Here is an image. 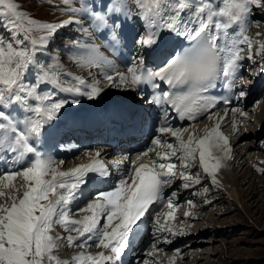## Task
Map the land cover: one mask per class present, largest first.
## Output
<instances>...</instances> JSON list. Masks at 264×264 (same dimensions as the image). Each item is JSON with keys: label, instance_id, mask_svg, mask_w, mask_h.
Returning a JSON list of instances; mask_svg holds the SVG:
<instances>
[{"label": "bare ground", "instance_id": "obj_1", "mask_svg": "<svg viewBox=\"0 0 264 264\" xmlns=\"http://www.w3.org/2000/svg\"><path fill=\"white\" fill-rule=\"evenodd\" d=\"M137 1L139 5L141 4L140 18L145 24L148 37L144 45L143 52L145 54H142L143 57L138 62H134L135 66L132 65L134 56L132 51L136 40L135 38L133 43L134 19L131 18V13L128 11L124 0H98V2L95 0H81V6L79 8L75 7L76 11L73 12L72 16L66 18L68 21L67 28L76 26L80 19L87 23V29L86 31L84 30L83 35H86L91 41H89V44H85L84 39H80L78 45L76 44L73 47L74 52L80 57H73L70 54L69 50L73 45L70 40H67L68 46L64 45L69 50L66 51L67 53L62 54L65 51L63 49L65 47L57 44V37L64 33V29L62 30L58 26L54 28L53 32L48 34V36H54V39L46 38L43 40L42 38L43 41L35 43L37 56L46 61V67L49 70L58 69V77L61 74L67 76L66 73L70 69L78 72L79 69H77L78 66L76 65L87 62L86 69L94 68L103 77H108V83L113 81V84L119 87H122L124 83L127 84L126 91L129 97L119 94L120 92L118 91L121 88L118 91H112L108 89L110 88L109 85L108 88L107 86L103 88L102 86L89 85L87 87V85L83 84L80 87L81 92L90 93L93 98H97L100 95L99 104H95L93 100H84L85 98L74 99L71 96L65 97L69 98L66 101L63 94H61V100H51L44 106L40 120L34 119L38 112L32 110L33 113H31L19 103L6 102L0 105V113L6 115L5 118H0V188H4V190H1L5 192L3 195L0 192V198L1 196H6L7 198L0 201V207L2 205V209L0 208V241L5 239L9 254L17 252L20 238L29 224L31 216L29 205L40 195L43 197V194L50 197L52 193H57L59 196L58 201H62L65 197L69 200L74 198L73 206L77 207L81 206L93 192L97 194L93 201H89L91 203H89L88 207L92 211L91 213L100 211V215L103 214L101 223L104 222L105 231L99 236L91 235L98 237L99 244L94 248V252L90 250V253H83L78 257L80 264H98L104 259H110L107 264H139L144 256H148L147 258L150 259L155 254V244L152 247L153 250H151L153 253L148 252L147 255L143 253V244L150 239L148 233L152 227L156 236L160 235L162 229L166 226L168 228L166 233L169 231L170 234L172 233L169 228L178 217L176 213L179 211L178 207H181L178 204L183 201L182 197L174 194V188H172L175 185L173 173L174 161L178 154V148L176 149L177 141L184 132L191 131L192 134L193 131L198 128L201 129V127L196 125L185 129L182 128L183 130L177 128L176 130L162 133L163 146L153 141H149L144 147L142 144L136 143L137 137L144 134V131L139 127L143 122L147 121L150 111L143 97L145 92L141 95L140 91L137 90V80L144 66H149L151 72H153L152 66L145 64L144 55L147 52L150 56L153 55L154 60H161L166 56L172 59L175 57L179 47L187 46L197 36L208 35L206 29L208 30V25L211 27V24H213L216 26V31L212 32L213 30L211 29L212 31L208 35L212 42V48L207 47L206 52L210 55H213L215 51L217 52L214 58L220 60L221 68L234 75L232 84L237 86L243 69L238 60L241 51V39H239V36L243 28L242 25L236 23V20L218 10L216 0H205V2L203 1L204 3H201L203 8L198 7L197 9H201L202 12L196 16V24L193 23L195 24L194 26L185 25L183 21H178V18L171 15L173 14L171 12L169 14L171 16L170 21L166 23H162L163 21L159 22L153 18L156 14L147 6L150 0ZM191 1L193 0H175L174 5H188ZM109 22H111V25ZM230 22H232L234 28L229 31L225 28L229 27ZM91 24L98 31L92 30L90 28ZM58 29H61V33H57ZM148 41L151 42L146 46ZM202 43H204L206 48L204 38H202ZM80 44L83 47H80ZM49 45L54 46L53 53L48 50ZM58 53H61L62 56H58ZM66 55L69 57L67 59L69 65L62 60ZM168 64V61L157 63L154 66L155 71L161 68L160 65H163L161 71L164 70ZM95 66L97 67L95 68ZM129 70L131 72L127 73ZM49 80L52 79L50 78ZM64 80L67 84L72 83L71 87L77 86L70 79L64 78ZM260 85L256 86V91L264 87V83ZM105 91L111 93L106 94L107 96L104 97ZM234 95L237 101L235 92ZM135 99H137L136 104H133ZM82 100L85 101L83 105L80 102ZM252 100L250 99L249 101ZM100 103H105L102 111H98L96 108ZM235 106L229 110V113L236 110L237 106ZM49 107H51L52 111L44 110ZM122 111L124 115H122ZM159 111L161 114L169 112L166 106H163ZM221 112H224L223 114L228 113L227 110L226 112ZM136 113L135 122H131V117ZM217 113L212 116L213 120L214 116L218 115ZM48 114H51V116H48ZM115 119H118V121ZM113 121L115 122L114 126L118 123H127L130 127L133 125L131 131L137 137L133 136L132 141L127 143L126 147L123 146V148L120 147L119 142L108 140V136L104 137L106 141L101 144H97V140L94 142L90 141V137H95L98 134L102 135L104 129H106L105 134L107 133L109 137H112V132L109 129L113 125ZM62 132L72 137L81 135L82 138L79 137L81 139L80 145L71 141V137L70 139L66 138L67 140H65L64 144L54 145L58 142L57 140ZM91 132H93L94 136H91ZM95 132L97 133L94 134ZM209 132L210 129L205 135V140L198 142L196 145L198 157L201 165L214 174L213 181L223 186L224 184L220 180L224 178V173L226 172H224L221 162V155L225 147L229 146V143L225 142L222 144L216 138L215 130ZM102 145H105V148ZM148 146L149 149H147ZM29 150L31 151V156ZM158 150H160V155L154 156V153L156 154ZM92 151H95L94 154ZM8 152L12 155L14 161L11 166L7 163ZM82 152H88L86 159L83 158L81 160V157H83ZM77 155H80L79 163L74 165L72 164V158ZM35 156L38 158L35 164L40 166V176L35 172H31L30 160ZM28 158L29 160H27ZM66 163L68 168L62 170L61 165ZM163 164L164 166H162ZM107 172L112 173L111 179L106 175L108 174ZM184 172H187V170L184 169ZM153 175H158L161 178L162 185L159 188V202L148 214L135 215L141 203V195L144 189L150 185ZM95 182H100L101 187L87 189L88 184L92 185ZM191 184L189 183L190 188ZM236 195L235 197L238 198ZM2 201L5 204H2ZM42 202H46V200L38 201L36 207L40 206ZM164 208L165 210L162 212ZM186 208L188 210L190 206L186 205ZM187 210L181 209L180 213L188 216L189 211ZM160 212L163 213L161 217L157 215ZM154 217L158 218H155L153 223ZM174 244L175 242L172 244L166 243L165 246ZM173 257L172 262H179L178 258L170 255L171 259Z\"/></svg>", "mask_w": 264, "mask_h": 264}, {"label": "rangeland", "instance_id": "obj_2", "mask_svg": "<svg viewBox=\"0 0 264 264\" xmlns=\"http://www.w3.org/2000/svg\"><path fill=\"white\" fill-rule=\"evenodd\" d=\"M124 1L131 18L134 19L133 43L136 38L132 52L134 55L132 65H134V62H138L143 57L148 34L140 18L141 4L139 5L137 0ZM203 1L205 2V0H193L188 5L175 6V0H150L147 6L156 14L152 17L159 22L170 21L171 12L178 21L194 26L196 16L202 12L197 8L202 7ZM80 6L81 0H0V105L6 102L19 103L31 113L38 112L34 119L40 120L44 106L51 100H61V94L64 98L70 96L74 99L85 98L84 100H93L95 104H99L98 99L101 96L93 98L90 93H82L80 87L83 84L87 87L102 86L103 88L106 86L108 88L109 85L108 89L112 91L121 88L119 94L129 97L126 91L127 84L124 83L119 87L115 86L113 81L108 83V77H103L94 68L86 69L87 62L76 65L80 72L70 69L66 73L67 76L61 74L52 81L45 75L51 71L59 72L58 69L49 70L46 61L39 58L35 52L37 41L54 39V36H48L54 30L44 33L46 28L54 25L64 29V33L57 37L58 45L68 46L67 40L73 43L70 50L67 47L63 48L65 51L62 54L69 50L73 57H80L74 52L73 47L78 45L80 39H84L85 44L91 41L83 35L84 30L87 29L85 21L80 19L76 26H71L72 29L67 28L66 18L72 16L76 11L75 7ZM216 7L224 15L236 20V23L243 28L239 36L241 51L238 60L244 76L238 80V105L236 102V110L227 116L226 114L214 116L215 121L210 116L203 124H206L205 128L200 125L201 129L198 128L192 134L191 131H186L177 141L176 149L178 148V152L180 149L181 155L175 158L173 176L178 186L176 187L175 181L172 188L174 194L182 199L184 196V200L179 203L181 207H178L179 211L176 213L178 217L169 228L171 234L169 231V234L165 232L161 237H157L152 235L155 230L151 229L150 240L143 244V253L147 255L153 245L157 244L155 250L157 255L154 254L150 259L144 256L139 264H264V87L256 91V86L264 83V0H216ZM109 23L111 25V22ZM230 24L225 29L232 30L234 26L232 22ZM90 28L95 32L98 31L92 27V24ZM61 29H58L57 33H61ZM208 30L214 32L216 26L208 25ZM41 31L44 32L40 33ZM150 42H146V46ZM79 46L83 47L81 44ZM62 54L58 53V56ZM144 57L147 62L154 60L153 55L150 56L147 52ZM64 58L62 60L68 64L69 57L66 55ZM129 72L131 70L127 73ZM64 78L74 81L77 86L71 87L72 83L67 81L70 83L67 84ZM110 93L105 91L104 97ZM68 99L65 98L66 101ZM250 99L253 100L249 101ZM84 100L80 101L82 105ZM133 104H136L135 100ZM104 107L105 103L96 106L98 111H102ZM44 110H51V107ZM1 117L5 118L6 115L0 113ZM207 127L210 132L215 130V136L222 144L229 143L221 155L226 173L220 181L224 187L213 181L214 174L201 165L198 157L196 145L205 140ZM70 137L71 141L80 144V135L72 137L62 132L54 145L64 144L66 138L70 139ZM101 138L103 136L96 135L90 137V141L97 140V144H101ZM102 147L105 148V145ZM84 150L87 151L86 148ZM94 152L92 151L93 154ZM8 154L7 163L11 166L14 161L12 155L9 152ZM82 154L81 160L88 157V152ZM79 156L72 158V164L79 163ZM37 159L35 156L30 160L31 172L40 176V166L35 164ZM61 166L62 170L68 168L67 163ZM43 168L45 169L44 166ZM184 169L187 172H184ZM189 183H192L191 188ZM1 189L4 188H0L3 195L5 192ZM42 196L35 198L29 205L31 210L29 224L23 231L17 252L9 254L5 239L2 240L3 242L0 241V264H80L78 261L80 255L90 253V250L95 251L99 239L91 235L99 236L105 231V224L101 223L103 214L100 215V211L91 213L88 207L91 203L89 201H93L97 194H91L90 198L85 199L79 207L73 206V199L69 201L65 197L62 201H58L57 193H52L50 197L44 194ZM2 199L7 198L1 196L0 201ZM43 199L46 202L36 207L38 201ZM1 203L5 204L4 201ZM186 205L190 206L188 210ZM0 208L2 209V205ZM181 209L189 211L188 216L184 215L185 218H181L179 216ZM164 210L165 208L162 212ZM162 212L157 215L161 217ZM155 218L158 217H154L152 222ZM163 240L169 243L177 241L172 246H164L166 241ZM170 255L178 258L179 262H172L174 257L171 259ZM109 260L104 259L98 264L105 261L104 264H107Z\"/></svg>", "mask_w": 264, "mask_h": 264}]
</instances>
